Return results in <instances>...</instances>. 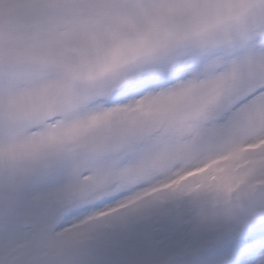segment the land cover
<instances>
[{"label":"snow or ice","instance_id":"snow-or-ice-1","mask_svg":"<svg viewBox=\"0 0 264 264\" xmlns=\"http://www.w3.org/2000/svg\"><path fill=\"white\" fill-rule=\"evenodd\" d=\"M0 264H264V0H0Z\"/></svg>","mask_w":264,"mask_h":264}]
</instances>
